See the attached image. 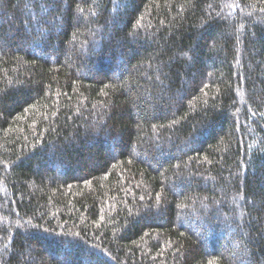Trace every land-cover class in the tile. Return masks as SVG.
<instances>
[{
	"label": "trees",
	"instance_id": "obj_1",
	"mask_svg": "<svg viewBox=\"0 0 264 264\" xmlns=\"http://www.w3.org/2000/svg\"><path fill=\"white\" fill-rule=\"evenodd\" d=\"M0 264H264V0H0Z\"/></svg>",
	"mask_w": 264,
	"mask_h": 264
},
{
	"label": "snow or ice",
	"instance_id": "obj_2",
	"mask_svg": "<svg viewBox=\"0 0 264 264\" xmlns=\"http://www.w3.org/2000/svg\"><path fill=\"white\" fill-rule=\"evenodd\" d=\"M157 200L159 201V196L157 197Z\"/></svg>",
	"mask_w": 264,
	"mask_h": 264
}]
</instances>
